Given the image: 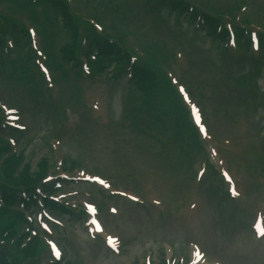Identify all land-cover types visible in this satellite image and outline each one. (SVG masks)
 Listing matches in <instances>:
<instances>
[{
	"label": "rangeland",
	"instance_id": "1",
	"mask_svg": "<svg viewBox=\"0 0 264 264\" xmlns=\"http://www.w3.org/2000/svg\"><path fill=\"white\" fill-rule=\"evenodd\" d=\"M68 1L73 12L80 14L76 24L87 19L97 24L99 20L108 36L119 38L139 56L146 52L144 58L151 60L153 68L157 64L164 72V67L166 74L169 71L170 76L185 82L187 89L176 87L183 102L188 103L187 96L192 94L200 99L204 112L195 114L193 105L187 107L192 131L205 139L212 133L222 138L224 147L215 154L210 141L206 148L200 142L214 163L217 174L212 177L208 156L189 141L187 129L179 128L175 120L171 122L172 115L163 124L141 111L138 102L142 93L130 89L122 76L112 80L107 73L91 78L77 74L76 68L72 70L63 62L61 52L70 41L71 29L51 6L37 0H0V25H25L34 50L43 53L37 55V67L24 38L8 28L6 44L16 50L10 60L25 63L23 70L32 75L24 82H33L40 94L36 97L22 82L11 78L10 67L0 72V106L4 105V113L8 107L17 108L20 118L16 123L26 127L17 133L16 145H11L12 150L23 153L20 168L7 173L0 153V183L9 184L12 177L20 183L23 165L33 173L44 163L47 167L39 180L47 174L61 184L66 182L65 175L82 178L83 174H101L110 184L108 189L145 201L141 204L109 197L100 186L67 182L58 186L65 195L58 199L67 200L76 211L87 201L102 205L105 233L119 237L120 252L113 253L102 241L91 238L79 221L72 223L47 208L62 225L40 217L32 220L38 234L27 233L39 236L36 255L44 251L41 257L22 252L21 240L10 243L11 235L0 226V264L50 262L48 238L62 249L61 264H157L165 257L172 264H189L195 245L206 253L201 264H264V236L257 237L252 229L254 212L264 215V0H191L200 8L218 12L223 22L234 27L245 24L248 31L259 32L262 51L243 47L241 41L221 45L204 30H197L196 22L176 20L177 14L172 15L168 8L158 14L159 0ZM84 28L82 25V33ZM13 39L18 41L13 43ZM41 64L49 68L52 83L41 78ZM58 72L67 73L66 78L61 79ZM155 98L161 108L169 106L171 114L172 97L165 89L157 88ZM4 113L3 119H7ZM204 121L211 127L209 134L200 128ZM9 132L0 127V140L11 144ZM229 144H235L233 153L225 150ZM227 162L231 166L225 167ZM202 168L205 173L199 177ZM222 168L235 177V197L224 175L219 178ZM114 206L117 213L110 211ZM12 213L1 210L0 217L14 216ZM25 227L16 222L13 231L17 234Z\"/></svg>",
	"mask_w": 264,
	"mask_h": 264
},
{
	"label": "trees",
	"instance_id": "2",
	"mask_svg": "<svg viewBox=\"0 0 264 264\" xmlns=\"http://www.w3.org/2000/svg\"><path fill=\"white\" fill-rule=\"evenodd\" d=\"M42 1H44L46 4L51 6L56 12V14L58 16H61L65 24L68 25V28L71 29V31H69L70 41L67 42V44H65V46L62 48L63 50L61 52V55H62L63 62H67L65 64H70V65L75 64L77 66L78 59L74 53L76 46H77L76 38L78 34L76 30V28H78V25L75 22L76 17H74V15L71 13L69 5L66 0H42ZM160 2L162 3L158 5V9H159L158 12H160L161 9L166 5L167 0H160ZM169 4L172 9H176V7H179V6H182V10H184L185 8L183 6L184 2L182 0H171ZM193 17H195V14ZM205 20H206L207 26L209 27L208 28L209 32L214 34L216 32L217 22L213 21V18L207 14L205 15ZM1 28L2 27L0 26V29ZM13 28L14 30L18 31V25L16 23L13 24ZM20 30L24 31L25 36L27 37L26 30H24L23 28ZM3 33H4L3 31H0V36H2ZM225 33H226L225 30L223 32L221 31V33L219 32L217 35L219 37L217 38L222 37V39L224 40ZM91 34L93 35V37L92 38L89 37L88 47L90 49L93 47H96L98 49L100 59L97 65H98L99 70H103V68L105 67L103 63L106 60L109 62L111 61L115 62V70L118 73L125 70V67H127V64H129L128 52L125 49L123 50L118 43L109 41L107 37L98 36L93 27L91 29ZM239 34H241L240 36L242 37L244 33L241 32ZM244 41L247 43V45L249 44L248 38ZM28 42L29 41H27L26 44H28ZM7 57L8 56H0V62L5 61ZM151 65L152 63L149 58L147 59V61H142L140 63H136L133 65V70H134L133 84L142 92L138 103L141 108V111L143 112L147 111L149 108L152 109V105L155 100V92L160 84L159 83L160 78L158 79V75H156V72ZM12 66L17 72H20L18 80L23 83L27 77H30L32 75V73L30 74L26 72L25 70H23V67H25L24 62L19 63L17 67L14 64ZM5 71L7 70L4 69V66L3 67L0 66V72H5ZM164 89L166 90V88ZM171 94H172V97L174 98L175 97L174 93H171ZM180 109H181L180 102L177 99V97H175L174 104H173V110L175 112H178ZM178 115L179 116H176L175 118L173 116V120L175 119L179 128L185 124L184 128L187 129L189 133L188 135H190L192 130L190 128L191 126H190L189 121L187 120V117L184 115H180V114ZM190 140H192L193 145L195 146L197 145L196 138L189 136V141ZM8 150H9L8 143H4L3 141L0 140L1 155L3 156ZM22 154L23 153L20 152L17 155H10L4 159V164H5L7 173H12L15 168L17 169L20 168L21 164L19 163L23 160ZM46 167H47L46 164L44 163L40 164L37 171L33 173H29L27 165H23L20 170V175H19L20 180H21L20 183H16L17 179L16 178L13 179L14 177H12V182L10 183L13 185H24L25 187L33 188L34 184L39 180V178L42 175H44ZM6 198H7L6 200L7 204H10L14 202L16 195L6 194ZM2 210H8V209H2ZM12 214H14V216H9L8 218L7 217L5 218L3 216L0 217V221L3 218L5 219V223L0 224V226H2V230L7 231L8 235H11V238H14L15 237L14 235H16L13 231L15 223L18 222L19 220L25 221V218L22 213H12ZM20 240L22 239H19V241ZM38 248H39L38 238L33 237L28 242L27 245L22 247L21 251L23 252V249H24V251H26L29 255H32L37 252ZM66 264H69V263H66ZM161 264H164V262H161Z\"/></svg>",
	"mask_w": 264,
	"mask_h": 264
},
{
	"label": "snow or ice",
	"instance_id": "3",
	"mask_svg": "<svg viewBox=\"0 0 264 264\" xmlns=\"http://www.w3.org/2000/svg\"><path fill=\"white\" fill-rule=\"evenodd\" d=\"M253 36H254V38H255V34H253ZM180 91L183 92V88H181ZM199 122H200V121H199V116L197 115V123H199ZM100 183L103 184L104 181L101 180ZM232 194H233V195H237V193L235 192V189H234V188L232 189ZM133 199H135V197H133ZM89 207L91 208V205H90ZM93 210H94V209H93ZM109 242H110V243L112 242L111 239L109 240ZM52 248H53V251L55 252L56 257L59 258V257H60V252H59V250L56 249V246H55V245H52ZM201 255H202V254L199 253V251L197 250V256L199 257V256H201Z\"/></svg>",
	"mask_w": 264,
	"mask_h": 264
}]
</instances>
